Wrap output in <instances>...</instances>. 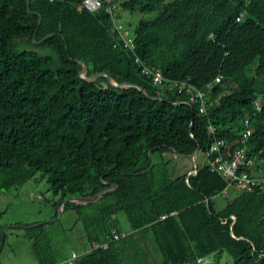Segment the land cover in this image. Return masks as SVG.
Instances as JSON below:
<instances>
[{"label": "trees", "instance_id": "obj_1", "mask_svg": "<svg viewBox=\"0 0 264 264\" xmlns=\"http://www.w3.org/2000/svg\"><path fill=\"white\" fill-rule=\"evenodd\" d=\"M81 1L0 0V189L39 172L59 195L57 206L65 201L62 211H72L81 226L67 252L54 247L46 222L25 227L37 264L85 251L112 230L121 233L118 212L129 231L77 264H200L198 257L222 252L232 264H264V192L239 190L217 210L212 198L225 180L204 162L193 174V166L175 174L165 154L187 158L181 155L199 146L194 157L204 160L214 136L208 121L217 137L239 146L247 116L246 151L262 159L264 171V100L253 112L264 94V0L121 1L123 9L150 15L131 29L134 51L113 46L104 6L91 12L78 8ZM135 56L166 79L206 90L207 114L154 85ZM82 63L83 76L100 74L83 78ZM103 72L147 95L109 84ZM149 151L154 163L144 171ZM109 186L94 201L69 200ZM146 238L160 261L151 262Z\"/></svg>", "mask_w": 264, "mask_h": 264}, {"label": "rangeland", "instance_id": "obj_2", "mask_svg": "<svg viewBox=\"0 0 264 264\" xmlns=\"http://www.w3.org/2000/svg\"><path fill=\"white\" fill-rule=\"evenodd\" d=\"M116 1L117 21L129 28H133L142 15L136 11H129L120 6ZM172 160L175 174L181 173L185 169L196 163L203 162L201 155H196L194 159L175 156L172 152H166ZM239 189L235 186L226 188L225 193H218L213 198L214 207L218 210L224 207L225 203L235 197ZM59 195L53 194L46 177L41 173H36L23 185L10 187L6 190L0 189V227L5 233V241L0 242V264H37L34 257L30 241L26 235L25 227L36 223L46 222L47 230L52 237V244L55 248H60L67 252L66 248L71 240L76 241L77 235L81 233L80 224L74 219L72 211H62L61 204L57 206ZM116 220L122 233L129 231V224L124 212L116 214ZM1 234V231H0ZM145 251L152 256L151 262H158L161 256L151 239L142 241ZM216 258V259H215ZM232 264L231 257L222 252L219 255H210L200 264Z\"/></svg>", "mask_w": 264, "mask_h": 264}, {"label": "built area", "instance_id": "obj_3", "mask_svg": "<svg viewBox=\"0 0 264 264\" xmlns=\"http://www.w3.org/2000/svg\"><path fill=\"white\" fill-rule=\"evenodd\" d=\"M109 14L111 20V31L116 35V41L113 46L121 49H128L134 51V37L131 28L120 24L116 17V2L113 0H82L78 5L79 9H86L88 11H94L103 7ZM243 16V12L239 13L236 17V21H239ZM135 62L140 65V72L146 77L150 78L154 85L163 87L166 90L177 92L186 97L187 101H182L189 104H194L199 114H207V96L206 90L195 87L188 79H166L162 76L159 70H153L146 66L139 56H135ZM221 76L216 75L214 82L220 81ZM207 88L210 85L207 84ZM264 100V94L258 96L253 101V112L261 109L262 101ZM244 131L240 138L242 143L239 146L231 147L230 143L224 139L215 135V129L213 125L208 121L207 129L213 134V139L210 142L207 150L205 151V157L203 162L213 172L218 173L226 182V186L221 191L226 192V188L229 186H235L239 190L264 192V171L262 159L258 157H252L247 154L245 140L250 134L249 118L246 116L243 120ZM192 170L189 172H195ZM173 213V212H172ZM166 215H162L160 218H164ZM234 219V216H231ZM125 233H118L112 230V235L105 241H91L89 247L85 251L70 250L69 254L64 258L57 260L53 263L46 264H77L78 258L91 250L98 248H106L109 243L118 240ZM205 259L198 257L196 261L202 263Z\"/></svg>", "mask_w": 264, "mask_h": 264}, {"label": "water", "instance_id": "obj_4", "mask_svg": "<svg viewBox=\"0 0 264 264\" xmlns=\"http://www.w3.org/2000/svg\"><path fill=\"white\" fill-rule=\"evenodd\" d=\"M27 5H29V0H27ZM40 18H41V17L39 16L38 23H40ZM51 35H52V34L46 35L45 37H43L42 39L38 40L37 42H41L43 39H45V38H47V37H49V36H51ZM85 68H86V64H85V63H82V69L80 70V76H82L83 78H85V79H87V80H91L92 78H94L95 76H97V75L100 74L99 72H95V73L91 74L90 76H87V77H86V76H83L82 73L84 72ZM102 74H103L104 76H106L107 82H108L109 84H111V85H114V86L133 85V86H136L139 90H141L145 95H147L146 91H145L141 86H139V85H137V84H133V83H120V84H118V83L112 81L107 73H104V72H103ZM156 98L159 99V100H165V99L162 98V97H156ZM191 127H192V121L190 122L189 130H191ZM198 148H199V146H197L196 149H195L191 154H189V155H181V156H184V157H187V158H190V159L193 160V159H194V156H195V154H196V152L198 151ZM149 155H150V165H149V167H148L147 169H145L144 171L148 170V169L152 166V164L154 163V159H153V156H152L151 151H149ZM194 170H196V164L194 165ZM193 173H195V172H188V175H189V174H193ZM109 188H111V187L109 186V187H105V188H103L102 190H100L97 194H95V195L92 196V197H86V198H74V197H71V198H69V200H74V201H78V202H90V201H94V200H96V199H97V198H98V197H99V196H100L105 190H107V189H109ZM64 203H65V201H62V203H61V207H63ZM42 223H44V222H42ZM42 223H36V224H34V225H31V226H36V225H39V224H42ZM31 226H28V227H31Z\"/></svg>", "mask_w": 264, "mask_h": 264}, {"label": "crops", "instance_id": "obj_5", "mask_svg": "<svg viewBox=\"0 0 264 264\" xmlns=\"http://www.w3.org/2000/svg\"><path fill=\"white\" fill-rule=\"evenodd\" d=\"M52 234H53V232H52ZM51 234V238L53 237V235Z\"/></svg>", "mask_w": 264, "mask_h": 264}]
</instances>
